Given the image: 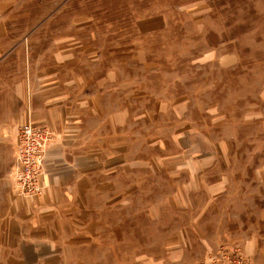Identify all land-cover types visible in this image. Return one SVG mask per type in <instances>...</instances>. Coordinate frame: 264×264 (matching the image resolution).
Here are the masks:
<instances>
[{
	"label": "rangeland",
	"instance_id": "374dc122",
	"mask_svg": "<svg viewBox=\"0 0 264 264\" xmlns=\"http://www.w3.org/2000/svg\"><path fill=\"white\" fill-rule=\"evenodd\" d=\"M7 52L69 143L0 264H264V0H0Z\"/></svg>",
	"mask_w": 264,
	"mask_h": 264
},
{
	"label": "crops",
	"instance_id": "0c3cea01",
	"mask_svg": "<svg viewBox=\"0 0 264 264\" xmlns=\"http://www.w3.org/2000/svg\"><path fill=\"white\" fill-rule=\"evenodd\" d=\"M10 55V52L4 54L0 53V76H8L11 73L10 71L16 67L15 64L9 63ZM5 93H11V95L6 97ZM25 94L26 92L22 85H18L11 91L5 89V86L2 87L0 85V205L5 206L3 210L0 211V230H2L3 227H6L8 229V234H11L16 230L15 228H18L19 231H23V227H19L16 221L22 222L30 219L32 216L36 218L32 213L29 204H25L23 199L14 196L11 191V182L7 177L8 180L5 178V175L10 172L9 165H11L10 163L13 161L10 141L15 135L17 126L28 120V118L44 124L52 123L51 108L45 105L47 107L44 106L42 109H35L33 106L26 105L24 99ZM7 98L15 102L11 104L7 103L9 101ZM68 143V141L63 142V140L56 139L53 140L47 148V165L49 166L50 174H48V179L46 178V184L49 186L51 185L50 189L54 188L53 185L55 186L53 182L59 180L62 173L65 172L62 171V173H60L59 170L68 165L67 163L61 164V162H64L63 159L66 158L64 156V154H66L65 146ZM23 204L25 205L23 206ZM22 225L25 226L24 224Z\"/></svg>",
	"mask_w": 264,
	"mask_h": 264
},
{
	"label": "built area",
	"instance_id": "2783aa9c",
	"mask_svg": "<svg viewBox=\"0 0 264 264\" xmlns=\"http://www.w3.org/2000/svg\"><path fill=\"white\" fill-rule=\"evenodd\" d=\"M53 136L45 126L31 122L19 125L14 149V165L10 177L19 195L36 196L41 192L40 178L45 162L47 144Z\"/></svg>",
	"mask_w": 264,
	"mask_h": 264
}]
</instances>
